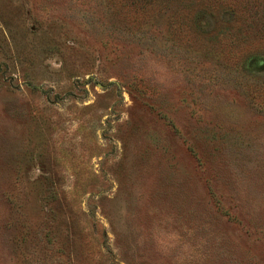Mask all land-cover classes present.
Listing matches in <instances>:
<instances>
[{"label":"rangeland","instance_id":"obj_1","mask_svg":"<svg viewBox=\"0 0 264 264\" xmlns=\"http://www.w3.org/2000/svg\"><path fill=\"white\" fill-rule=\"evenodd\" d=\"M0 264H264V0H0Z\"/></svg>","mask_w":264,"mask_h":264}]
</instances>
